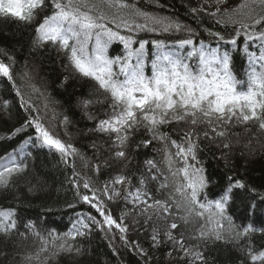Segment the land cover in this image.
<instances>
[{
  "label": "snow or ice",
  "instance_id": "1",
  "mask_svg": "<svg viewBox=\"0 0 264 264\" xmlns=\"http://www.w3.org/2000/svg\"><path fill=\"white\" fill-rule=\"evenodd\" d=\"M153 3L157 11L139 0H0V19L32 28V50L51 46L62 55L68 74L61 87L83 78L95 82L98 94L78 101L93 122L87 132L97 136L87 145L89 157L67 131L72 120L57 111L58 102L35 82L27 62L18 69L15 50L0 47V82L11 86L24 112L4 139L25 136L0 156V189L15 188L27 171L19 159L27 147H44L71 168L76 203L95 212H77L60 234L25 222L15 208L0 209V264H52L62 253L80 264L86 250L75 242L94 230L110 237L115 256L135 253L137 264H158L152 253L161 247L182 264H216L209 253L217 242L237 253L231 264H264V228L234 218L235 206L244 210L243 219L257 212L264 217V193L234 173L214 178L200 158L205 141L220 151L216 159L226 168L234 150L249 149L252 139L264 151L256 135H264V0H200L187 12L195 26ZM241 45L246 62L237 70ZM11 107L0 97V113L10 116ZM149 148L155 155L145 151L147 158L138 161ZM130 233L144 234L148 248ZM29 235L39 241L35 250L15 251L16 237ZM117 239L119 248L111 243Z\"/></svg>",
  "mask_w": 264,
  "mask_h": 264
},
{
  "label": "trees",
  "instance_id": "2",
  "mask_svg": "<svg viewBox=\"0 0 264 264\" xmlns=\"http://www.w3.org/2000/svg\"><path fill=\"white\" fill-rule=\"evenodd\" d=\"M159 2L167 8L166 12L160 10L163 14L175 15L182 21L195 26L196 22L192 20L191 16L187 15V12L189 7L196 6L200 0H159ZM139 6L147 11L158 10L153 0H139ZM211 23V20H206L207 25ZM33 35L34 32L30 27L26 28L22 24H17L11 20L0 19V47L15 50L18 69L27 62L28 70L33 73L35 82L42 87H46L52 99L58 102L57 111L65 112L72 120V124L67 131L71 135L73 143L90 157L92 153L87 145L97 136L87 132V129L93 127V122L84 117L78 106V101L82 97L96 98L98 94L95 91V82L83 78H70L69 82L61 87L60 81L68 74V70L63 66L66 61L51 46L32 50L31 39ZM144 38L163 37L145 34ZM242 47L241 45V50L234 54V63L237 70L246 62ZM118 51L119 48L114 50V52ZM148 74H150V69ZM0 97L12 101V107L9 109L10 116L0 113V156H4L12 149L18 148L25 138L22 134L20 137L11 140L4 139L13 125L19 126V123L22 122L24 112L19 106V98L12 91L10 85L0 82ZM90 111L96 112L97 108H92ZM60 131H63V129ZM236 131L240 132L242 130L237 128ZM256 135L260 143H264V135L260 133H256ZM244 143H247V140ZM153 147L159 148L160 145L154 143ZM202 147L204 151L201 153L200 158L205 161L208 171L214 178L223 180L226 174L231 175L234 173L236 178L245 180L249 186L264 193V151L259 150L260 145L257 143V139H252L249 149H244L242 145L236 148L230 155L227 168L224 160L216 159V157H219L220 151L214 145L205 141ZM250 149H256L257 151L249 155ZM145 151L148 156L155 155L152 148L141 150L142 154L137 157L138 161L142 162L147 158L143 154ZM241 151L244 152V155H241ZM26 152L28 155L21 156L19 159H23L28 165L27 171L18 178L15 188L0 189V209L15 208L18 217L23 218L25 222L27 220L37 221L45 228L55 229L60 234L71 228L77 212L92 211L95 215L94 210H91L87 205L76 203L75 191L68 179L72 174V170L61 162L57 153L44 147L32 146L27 147ZM76 166L77 171L82 167V162L78 159ZM107 175L108 173L105 172L98 179L103 182ZM39 179L43 181L41 185L38 182ZM30 187L33 188L31 192L28 190ZM69 204H76L75 209L69 208ZM123 207L122 202L119 205H114V213L118 214V211ZM234 214L237 223L251 222L257 228H264V217L260 216L258 212L254 216L252 213H248L247 215L251 219H243L244 210L239 206H235ZM20 230L24 231L23 228ZM129 238L132 240L138 239L143 247L148 248L147 237L144 234L130 233ZM257 238L259 239V234H257ZM16 242L20 244V247L15 251L19 252L34 251L39 243L31 235L27 239L16 237ZM75 243L86 250V254L79 258L80 264H120L121 261H123V264H137L140 259L135 253L128 252H124L123 256H115L110 246V237H106L105 233L99 230H94L87 238H77ZM111 243L117 248L120 247L118 239ZM9 251H12V249H9ZM167 252L168 247H161L152 254L157 258L158 264H182L179 260L173 261L171 258H167ZM177 255L178 253L173 252V256ZM236 255L237 253L231 245H225L222 242H217L216 245L212 246L209 253L210 258L215 259L216 264H231ZM71 259L72 257L69 254L62 253L59 257L54 258L52 264H70Z\"/></svg>",
  "mask_w": 264,
  "mask_h": 264
},
{
  "label": "rangeland",
  "instance_id": "3",
  "mask_svg": "<svg viewBox=\"0 0 264 264\" xmlns=\"http://www.w3.org/2000/svg\"><path fill=\"white\" fill-rule=\"evenodd\" d=\"M154 5H155V4H154ZM162 10H165V12H166V11H167V8L164 7ZM0 136H1V135H0ZM38 182H39L40 185H41L43 181H42L41 179H39Z\"/></svg>",
  "mask_w": 264,
  "mask_h": 264
}]
</instances>
